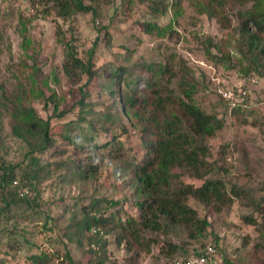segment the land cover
Listing matches in <instances>:
<instances>
[{
	"label": "rangeland",
	"instance_id": "374dc122",
	"mask_svg": "<svg viewBox=\"0 0 264 264\" xmlns=\"http://www.w3.org/2000/svg\"><path fill=\"white\" fill-rule=\"evenodd\" d=\"M84 1L93 10L61 17L50 0H0V169H12L18 178H27L32 169L31 147L13 131L16 121L9 114L13 105L31 106L39 117L48 119L54 138L41 157V167L46 166L41 171L37 167L34 179H26L33 185L27 184L23 192L33 207L15 190L14 181L0 188V264H26L25 258L40 250L60 256L69 251L77 264H100V259L170 264L172 258L160 251L165 241L187 251L202 243L216 244L212 257L216 264H264V60L260 72L252 69L253 57L238 28V12L249 8L252 0L228 1L215 15L201 12L192 0L178 5L172 0H156L161 9L149 6L147 0ZM146 21L159 28L144 30ZM69 47L90 70L68 57ZM112 67L167 83L177 93L194 87L195 102L221 117L222 127L203 139L209 147L204 164L207 171L201 169L205 174L199 177L188 167H178L179 177L171 182L172 186L200 185L206 178H221L228 190L233 184L240 189V196L219 211L187 198L198 216L208 222L201 236L191 237L182 227L167 226L147 232L158 239L150 249L135 242L127 249L105 233L108 227L97 226L95 234L85 228L80 204L75 205L74 199L81 204L97 201L95 208H104L109 199H120L128 213L138 211L129 203L128 172L129 161L144 155L139 142L142 133L125 114L117 115L126 131L122 135H105L101 130L121 126L103 120L96 124L98 137L120 141V158L109 147L80 150L61 135L63 125L74 121L82 109H108L112 99L105 93L104 83ZM239 84L248 88L249 114L232 113L219 92ZM121 88H125L123 82ZM80 99L86 106L80 105ZM177 112L186 127L188 117ZM65 161H94L97 169L92 177L66 183L56 177L64 173L60 163ZM55 163L60 166L56 168ZM6 199L13 201L10 206L5 207ZM92 239L98 241L96 253L89 249ZM183 252L175 257H182Z\"/></svg>",
	"mask_w": 264,
	"mask_h": 264
},
{
	"label": "trees",
	"instance_id": "16d2710c",
	"mask_svg": "<svg viewBox=\"0 0 264 264\" xmlns=\"http://www.w3.org/2000/svg\"><path fill=\"white\" fill-rule=\"evenodd\" d=\"M50 1L57 15L61 17H69L76 12L93 10V6L84 0ZM125 1L127 3V0ZM181 1L172 0V3L178 5ZM228 1L246 3L250 0H206V2L192 0L201 12L208 15L221 12V7ZM147 2L154 9L160 8L158 7L160 4L156 0H147ZM238 14L241 18L238 28L242 43L248 54L253 57L252 69L260 72L264 60V0H252L251 6L239 11ZM158 28L156 23L149 21L143 23V29L148 32ZM67 55L75 63L84 66L85 70H90V65H83L72 48L67 49ZM166 70V68L163 69V71ZM105 76V93L112 99L108 109L103 111H94L91 107L82 109L74 121H68L63 125L64 131L61 135L67 139L68 143L80 150L85 147L87 150L109 147L110 150L117 151L116 154H113L120 158V154H123L122 147L117 145L120 141L114 140V137L113 140H103L101 136V138L98 137L96 124L97 121L103 120V123L109 122L111 125L121 126L120 129L107 126L101 130L106 132L105 135H122L126 131L119 123L117 115L125 114L131 124L142 133L139 142L144 155L129 161L131 168L128 172L129 185L132 187V199L127 200L138 211L137 214L128 213L124 201L120 199L104 201V208H95L97 201L81 204L80 200L74 199L75 205L80 204L79 209L85 228L95 234L97 233L95 230L98 228L97 226L108 227L105 233H111L113 242L117 245L124 243L127 249L132 242L150 249L151 245L158 242V239L146 235L147 232L160 231L167 226L182 227L188 230L191 237L201 236L208 222L205 218L198 216L196 209L187 203V198L193 197L204 205H211L216 211H219L223 206L231 203L233 197L240 196V189L233 184L228 190L221 178H206L200 185L186 183L172 186L171 182L179 177L180 173L175 171V168L178 167H188L199 177L205 174V171L201 172V169H205V157L209 153V147L203 139L214 135L222 127L221 117L205 111L195 102L194 91L192 90L194 87L182 88V91L177 93L172 87H168L167 83H161L151 77L143 78L132 75L131 71L124 67H112ZM121 82L124 83V89L121 88ZM245 87L247 88L246 85ZM79 103L82 107L86 106L83 99H80ZM226 104L228 105L227 102ZM56 107L55 104L54 108ZM251 107L249 91H247L242 101L232 107V113L248 112L249 114L252 111ZM177 110L188 117L189 122L186 127ZM9 114L14 122L16 121L13 124L15 134L24 139L31 147L29 152L32 155L29 157V162L32 169L27 174L28 177L32 178H25L24 176L18 178L15 173L11 172L12 169H0V188L3 189L16 181L15 178H18V182L16 181L13 186L31 208L33 203L24 194L23 189L27 184L33 185L32 181L28 183L26 179L36 177L37 173L35 174L34 171L37 167H40L41 171V168L46 166L42 165L41 167V157L52 146L53 133L50 130L48 119L39 117L31 106L15 104ZM57 115L61 116L62 112ZM88 116L90 117L88 118ZM246 120L244 119L245 122H247ZM28 137L35 139L30 142ZM60 164L65 170L63 174L60 173L56 177L66 183H71L75 179L83 180L92 177L97 169L94 161L86 163L65 161ZM55 165L56 168L60 166L58 163ZM205 170L207 171V168ZM5 201V207L10 206L13 202L9 199ZM109 209L110 211H107ZM29 216L30 214L27 213L26 217ZM249 218V222H254L253 217ZM92 240L89 249L94 251L98 241ZM207 244L202 243L200 246L187 251L176 243L165 241L161 245L160 251L172 258L170 259V264H172L171 262L176 258L177 252L184 251L181 254L182 257L201 254ZM214 248L216 250V244H214ZM94 252L96 253V251ZM25 261L26 264H64L66 261L67 264H77L69 251H65L61 256L41 250L33 251L25 258ZM100 264L124 263L100 259ZM213 264L216 263L213 261Z\"/></svg>",
	"mask_w": 264,
	"mask_h": 264
},
{
	"label": "built area",
	"instance_id": "2783aa9c",
	"mask_svg": "<svg viewBox=\"0 0 264 264\" xmlns=\"http://www.w3.org/2000/svg\"><path fill=\"white\" fill-rule=\"evenodd\" d=\"M219 92L223 99L226 100L229 107L232 108L242 101L243 97L247 94V89L246 87L242 86V84H239L236 87L220 89ZM14 183H16V181H14ZM214 252V245L212 243H208L205 246L203 253L175 258L172 261V264H213L212 257Z\"/></svg>",
	"mask_w": 264,
	"mask_h": 264
}]
</instances>
